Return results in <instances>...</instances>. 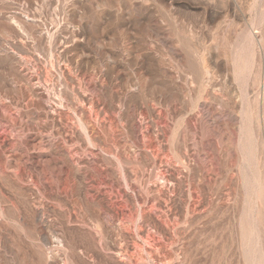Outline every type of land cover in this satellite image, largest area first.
Wrapping results in <instances>:
<instances>
[{
  "label": "rangeland",
  "instance_id": "obj_1",
  "mask_svg": "<svg viewBox=\"0 0 264 264\" xmlns=\"http://www.w3.org/2000/svg\"><path fill=\"white\" fill-rule=\"evenodd\" d=\"M46 1L0 0V264H264V0Z\"/></svg>",
  "mask_w": 264,
  "mask_h": 264
},
{
  "label": "bare ground",
  "instance_id": "obj_2",
  "mask_svg": "<svg viewBox=\"0 0 264 264\" xmlns=\"http://www.w3.org/2000/svg\"><path fill=\"white\" fill-rule=\"evenodd\" d=\"M45 1H46V0H45ZM77 1H78V0H77ZM79 1L81 2V0H79ZM79 1H78V2H79ZM46 2H48V1H46ZM84 2H85V1H84ZM71 3H72V2H71ZM44 4H45V3H44ZM44 4H43V5H44ZM61 4H62V3H61ZM72 4H73V3H72ZM37 5H38V4H37ZM82 5H83V4H82ZM71 6H72V5H71ZM71 6H70V7H71ZM58 7H59V6H58ZM35 8H36V7H35ZM36 9H37V8H36ZM64 9H65V8H64ZM32 10H33V9H32ZM40 10H41V9H40ZM71 12H73V10H72ZM61 14H62V13H61ZM71 14H72V13H71ZM14 16H15V15H14ZM14 16H13V17H14ZM28 17H30V16H28ZM31 17H32V16H31ZM31 17H30V18H31ZM57 17H58V16H57ZM25 18H26V17H25ZM34 18H35V17H34ZM70 18H71V17H70ZM27 19H28V18H27ZM31 19H32V18H31ZM35 19H36V18H35ZM13 20H14V19H13ZM15 20H16V19H15ZM32 20H33V19H32ZM26 21H28V20H26ZM37 22H38V20H37ZM68 22H69V21H68ZM51 23H52V22H51ZM15 24H17V23H15ZM36 24H37V23H36ZM22 26H23V28H25L24 25H22ZM53 26H54V25H53ZM62 26H64V25H62ZM62 26H60V27H62ZM66 26H67V25H66ZM57 27H58V26H57ZM71 27H72V26H71ZM71 27H69V28H71ZM54 28H55V27H54ZM73 28H75V25H74ZM20 29H21V28H20ZM51 29H52V28H51ZM55 29H56V28H55ZM58 29H60V28H58ZM64 29H65V28H64ZM66 30H67V29H66ZM72 30H73V29H72ZM23 31L25 32L24 29H23ZM80 31L83 32V29L80 30ZM49 32H50V31H49ZM52 32H53V31H52ZM55 32H56V31H55ZM60 32H61V31H60ZM60 32H58V33H60ZM73 32H74V31H73ZM75 32L78 33V30L75 31ZM155 32H156V31H155ZM58 33H57V34H58ZM158 33H159V32H158ZM45 34H47V32H46ZM45 34H44V37H45ZM65 34H66V33H65ZM26 35H27V34H26ZM53 36H54V34H53ZM76 36H77V35H76ZM22 37H23V36H22ZM45 38H46V37H45ZM55 38H56V37H55ZM57 38L59 39V36H58ZM69 38H70V37H69ZM77 38H78V37H77ZM60 39H61V38H60ZM64 39H65V38H64ZM73 39H74V38H73ZM80 39H81V38H80ZM51 40H52V38H51ZM54 40H55V39H54ZM54 40H53V41H54ZM65 40H66V39H65ZM74 40H75V39H74ZM31 41H32V40H31ZM75 41H76V40H75ZM75 41H74V42H75ZM37 42H38V41H37ZM62 42H63V41H62ZM52 43H53V42H52ZM52 43H51V44H52ZM55 43H56V42H55ZM67 43H68V40H67ZM67 43L64 42L63 44H67ZM45 44H46V43H45ZM53 44H54V43H53ZM43 45H44V42H43ZM46 45H47V44H46ZM46 45H45V46H46ZM60 45H62V44H60ZM95 45H96V44H95ZM95 45H94V46H95ZM41 46H42V45H41ZM50 46H51V45H50ZM55 46H56V45H55ZM55 46H54V47H55ZM115 46H116V45H115ZM149 46H150V45H149ZM63 47H64V45H63ZM68 47H69V46H68ZM37 48H38V47H37ZM40 48H41V47H40ZM61 48H62V46H61ZM48 49H49V48H47V50H48ZM65 49H66V48H65ZM65 49H64V50H65ZM119 49H120V48H118V50H119ZM37 50H38V49H37ZM52 50H53V49H52ZM58 50H60V48H59ZM67 50H69V49H67ZM123 50H124V49H123ZM56 51H57V50H56ZM61 51H62V49H61ZM65 51H66V50H65ZM88 52H89V51H88ZM97 52H98V51H97ZM124 52H125V51H124ZM27 53H30V52H27ZM40 53H41V52H40ZM42 53H44V52H42ZM46 53H47V52H46ZM48 53H49V52H48ZM51 53H53V52L50 51V54H51ZM63 53H64V52H63ZM63 53H62V54H63ZM68 53H69V52H68ZM85 53H86V52H85ZM30 54H31V53H30ZM37 54H39V53H37ZM44 54H45V53H44ZM53 54H54V53H53ZM91 54H92V53H91ZM157 54H158V53H157ZM27 55H28V54H27ZM42 55H43V54H42ZM42 55H41V56H42ZM122 55H123V54H122ZM47 56H49V55H47ZM50 56H51V55H50ZM50 56H49V57H50ZM63 56H64V55H63ZM65 56H66V55H65ZM65 56H64L63 58H65ZM107 56H108V55H107ZM113 56H114V55H113ZM25 57H26V56H25ZM25 57H24V59H25ZM29 57H30V55H29ZM31 57H32V56H31ZM53 57H54V55H53ZM56 57H57V56H56ZM66 57H67V56H66ZM111 57H112V55H111ZM111 57H110V58H111ZM123 57H124V56H123ZM217 57H218V56H217ZM45 58H46V57H45ZM59 58H60V57H59ZM68 58H69V57H68ZM87 58H88V57H87ZM160 58H161V57H160ZM214 58H215V57H214ZM29 59H30V58H29ZM47 59H48V57H47ZM49 59H53V58H49ZM55 59H56V58H55ZM157 59H158V58H157ZM32 60H33V58H32ZM67 60H68V59H67ZM71 60H72V58H71ZM119 60H120V59H119ZM147 60H148V59H147ZM155 60H156V59H155ZM167 60H168V59H167ZM25 61H26V60H25ZM28 61H29V60H28ZM50 61H51V60H50ZM54 61H55V60H54ZM168 61H169V60H168ZM52 62H53V60H52ZM55 62H56V61H55ZM62 62H63V61H62ZM162 62H163V61H162ZM164 62H165V61H164ZM214 62H215V60H214ZM50 63H51V62H50ZM53 63H54V62H53ZM58 63H59V62H58ZM58 63H54V64L57 65ZM60 63H61V61H60ZM154 63H155V62H154ZM156 63H157V62H156ZM25 64H27V63H25ZM25 64H24V65H25ZM54 64H53V65H54ZM70 64H71V62L69 63V66H71ZM158 64H160V62H159ZM61 65H62V64H61ZM61 65H60V66H61ZM63 65H64V64H63ZM32 66H33V65H32ZM51 66H52V63H51ZM57 66H58V65H57ZM60 66H58V67H59L58 70H60V68H61ZM66 66H67V64H66ZM154 66H155V65H154ZM156 66H157V65H156ZM48 67H49V66H48ZM54 67H55V66H54ZM58 67H57V68H58ZM63 67H65V66H63ZM63 67H62V68H63ZM158 67H159V66H158ZM163 67H164V65H163ZM50 68H52V67H50ZM151 68H153V67H151ZM194 68H195V67H194ZM46 69H47V68H46ZM55 69H56V68H55ZM65 69H66V68H65ZM211 69H212V68H211ZM52 70H53V68H52ZM50 71H51V70H50ZM50 71H49V73L54 72V71H51V72H50ZM60 71H61V70H60ZM67 71H68V70H67ZM67 71H66V72H67ZM167 71H168V69H167ZM205 71H206V70H205ZM209 71H210V70H209ZM212 71H213V70H212ZM212 71H210V72L212 73ZM63 72H64V70H63ZM66 72H65V73H66ZM68 72H70V71H68ZM203 72H204V71H203ZM207 72H208V71H207ZM55 73H56V72H55ZM58 73L60 74V72H58ZM169 73H170V72H169ZM196 73H197V72H196ZM196 73H195V75H197ZM200 73H201V72H200ZM200 73H199L198 75H200ZM62 74H63V73H62ZM67 74H69V73H67ZM156 74H157V73H156ZM161 74H162V73H161ZM171 74H172V73H171ZM175 74H176V73H175ZM204 74H205V72H204ZM209 74H210V73H209ZM64 75H66V74H64ZM71 75H72V74H71ZM71 75H70V76H71ZM76 75H77V74H76ZM198 75H197V78H201V77H199ZM211 75H212V74H211ZM51 76H54V74L51 75ZM51 76H50V77H51ZM55 76H57V75L55 74ZM68 76H69V75H68ZM70 76H69V77H70ZM181 76H182V75H181ZM206 76H207V74H206ZM157 77H161V76L157 75ZM210 77H211V76H210ZM213 77H214V76H213ZM54 78H55V77H54ZM63 78L66 79L65 77H63ZM75 78H76V77H75ZM185 78H186V77H185ZM49 79H50V78H49ZM57 79H58V78H57ZM57 79H56V80H57ZM71 79H72V78H71ZM71 79H70V80H71ZM98 79H99V78H98ZM156 79H157V78H156ZM167 79H168V78H167ZM39 80H40V79H39ZM45 80H46V79H45ZM61 80H62V79H61ZM68 80H69V79H68ZM68 80H67V81H68ZM72 80H73V79H72ZM150 80H151V79H150ZM159 80H160V78H159ZM165 80H166V79H165ZM182 80H183V76H182ZM211 80H212V79H209V81H211ZM52 81H54V80H52ZM58 81H59V80H58ZM98 81H99V80H98ZM167 81H168V80H167ZM171 81H172V80H171ZM171 81L169 80V82H171ZM183 81H185V79H184ZM193 81H194V80H193ZM47 82H48V81H47ZM61 82H62V81H61ZM70 82H71V81H70ZM72 82H73V81H72ZM96 82H97V81H96ZM156 82H157V81H156ZM161 82H163V81H161ZM176 82H177V81H176ZM214 82H215V80H214ZM38 83H39V82H38ZM40 83H41V82H40ZM56 83H57V82H56ZM59 83H60V82H59ZM59 83H58V84H59ZM65 83H66V80H65ZM65 83H63V85H64ZM94 83H95V82H94ZM142 83H143V82H142ZM149 83H150V82H149ZM154 83H155V82H154ZM178 83H179V82H178ZM181 83H182V82H181ZM181 83H179V84H181ZM52 84H53V82H52ZM70 84H71V83H70ZM157 84H158V83H157ZM173 84H174V83H173ZM175 84H177V83H175ZM188 84H189V83H188ZM191 84H193V83H191ZM214 84H217V82L214 83ZM214 84H213V85H214ZM59 85H60V84H59ZM59 85H58V86H59ZM72 85H73V84H72ZM74 85H75V84H74ZM79 85H80V84H79ZM94 85H95V84H94ZM99 85H100V82H99ZM139 85H140V84H139ZM139 85H138V86H139ZM150 85H151V84H150ZM159 85H160V84H159ZM165 85H167V84H165ZM168 85H169V84H168ZM193 85H194V84H193ZM196 85H197V84H196ZM196 85L193 86V87L196 88ZM64 86H65V85H64ZM81 86H82V85H80V87H81ZM157 86H158V85H157ZM161 86H162V85H161ZM171 86H172V85H171ZM214 86H215V85H214ZM35 87H36V86H35ZM60 87H61V86H60ZM68 87H69V86H68ZM68 87H67V89H68ZM101 87H102V86H101ZM136 87H137V86H136ZM173 87H174V86H173ZM180 87H181V86H180ZM180 87H179V88H180ZM211 87H213V86H211ZM216 87H217V86H216ZM96 88H97V86H96ZM99 88H100V87H99ZM103 88H104V87H103ZM139 88H141V87H139ZM145 88H146V87H145ZM156 88H157V87H156ZM175 88H176V87H175ZM181 88H182V87H181ZM209 88H210V87H209ZM64 89H65V88H64ZM79 89H80V88H79ZM124 89H125V88H124ZM141 89H142V88H141ZM49 90H50V89H49ZM76 90H77V89H76ZM100 90H101V89H100ZM128 90H129V88H128ZM138 90H139V89H138ZM142 90H143V89H142ZM50 91H51V90H50ZM53 91H54V90H53ZM57 91H58V90H57ZM59 91H60V90H59ZM81 91H82V90H81ZM81 91H80V92H81ZM92 91H93V90H92ZM96 91H97V90H96ZM133 91H134V90H133ZM174 91H175V89H174ZM209 91H210V90H209ZM211 91H212V90H211ZM73 92H74V91H73ZM76 92H78V91H76ZM104 92H105V91H104ZM178 92H179V91H178ZM178 92H177V93H178ZM78 93H79V92H78ZM87 93H88V92H87ZM102 93H103V92H102ZM127 93H128V92H127ZM127 93H126V94H127ZM141 93H142V92H141ZM172 93H173V92H172ZM174 93H175V92H174ZM64 94H65V93H64ZM74 94H75V93H74ZM82 94H83V93L81 92L80 95L82 96ZM90 94L92 95V93H90ZM128 94H129V93H128ZM130 94H133V92H131ZM134 94H135V93H134ZM156 94H157V93H156ZM168 94H169V93H168ZM178 94H179V93H178ZM185 94H186V93H185ZM214 94H215V93H214ZM57 95H58V94H57ZM76 95H77V94H76ZM91 95H90V96H91ZM99 95H100V94H99ZM102 95H103V94H101V96H102ZM104 95H105V94H104ZM115 95H116V94H115ZM139 95H141V94H140V91H139ZM160 95H161V94H160ZM171 95H172V94H171ZM171 95H170V96H171ZM210 95L212 96L213 94L211 93ZM62 96H64V95H62ZM65 96H66V95H65ZM71 96H72V95H71ZM78 96H79V95H78ZM132 96H133V95H132ZM134 96H135V95H134ZM137 96H138V95H137ZM137 96H136V97H137ZM141 96H142V95H141ZM161 96H162V95H161ZM163 96H164V95H163ZM179 96H180V95H179ZM181 96H182V95H181ZM58 97H61V96H60V92H59V96H58ZM58 97H57V98H58ZM72 97H73V96H72ZM72 97H71V99H72ZM129 97H130L129 99H130V101H131V96H129ZM142 97H143V96H142ZM145 97H146V96H145ZM145 97H144V98H145ZM164 97H165V96H164ZM67 98H69V100H71V99H70V96L67 97ZM74 98H76V96H75ZM78 98H79V97H78ZM78 98H77V99H78ZM86 98H87V97H86ZM113 98H114V97H113ZM148 98H149V97H148ZM156 98H157V97H156ZM159 98H160V97H159ZM168 98H169V97H168ZM171 98H173V97H171ZM178 98H180V97H178ZM210 98H211V97H210ZM210 98H209V99H210ZM58 99H59V98H58ZM81 99L83 100V98L80 97V100H81ZM84 99H85V98H84ZM87 99H91V97H90V98H87ZM125 99H126V98H125ZM132 99H133V97H132ZM134 99H135V98H134ZM146 99H147V97H146ZM165 99H166V98H165ZM165 99H164V100H165ZM59 100H61V99H59ZM72 100H73V99H72ZM93 100H94V99H93ZM109 100H110V99H109ZM127 100H128V99H127ZM141 100H142V99H141ZM144 100H145V99H144ZM150 100H151V99H150ZM169 100H170V99H169ZM61 101H62V100H61ZM76 101H77V100H76ZM91 101H92V100H91ZM102 101H103V100H102ZM102 101H101V102H102ZM128 101H129V100H128ZM158 101H159V100H157V102H158ZM180 101H181V100H180ZM54 102H55V101H54ZM78 102H79V100L77 101V103H78ZM89 102H90V101H89ZM96 102H97V101H96ZM109 102H110V101H109ZM109 102H108V103H109ZM139 102H140V101H139ZM139 102H138V104H139ZM152 102H153V101H152ZM155 102H156V101H155ZM160 102H161V101H160ZM163 102H166V101H163ZM56 103H58V102H56ZM56 103H55V105L57 106L58 104H56ZM60 103H61V102H60ZM62 103H63V102H62ZM66 103H67V102H66ZM69 103H70V102H69ZM71 103H72V102H71ZM75 103H76V102H75ZM80 103H81V102H80ZM82 103H84V101H83ZM98 103H99V102H98ZM113 103H114V102H113ZM125 103H127V102H125ZM145 103H147V102H145ZM158 103H159V102H158ZM167 103H168V102H167ZM167 103H166V104H167ZM85 104H86V103H85ZM89 104H90V103H89ZM94 104H95V103H94ZM109 104H110V103H109ZM111 104H112V103H111ZM130 104H131V103H130ZM142 104H144V103H142ZM147 104H148V103H147ZM149 104H150V103H149ZM161 104H162V103H161ZM60 105H63V104H60ZM79 105H80V104H79ZM82 105H83V104H82ZM86 105H88V104H86ZM106 105H107V104H106ZM145 105H146V104H145ZM150 105L152 106V103H151ZM76 106H78V105H76ZM84 106H85V105H84ZM84 106H83V107H84ZM91 106H92V104H91ZM127 106H129V103H128ZM140 106H141V104H140ZM143 106H144V105H143ZM151 106H150V107H151ZM156 106H157V104H156ZM158 106H159V104H158ZM158 106H157V107H158ZM165 106H166V105H165ZM58 107H59V106H58ZM70 107H71V106H70ZM78 107H79V106H78ZM85 107H86V106H85ZM87 107L89 108V106H87ZM87 107H86L85 109H87ZM105 107H106V106H105ZM108 107H109V106H108ZM110 107H111V106H110ZM136 107H137V106H136ZM170 107H171V110H172V106H170ZM194 107H195V106H194ZM68 108H69V107H68ZM124 108H125V107H124ZM128 108H130V107H128ZM128 108H126L127 111H128ZM145 108H146V107H145ZM151 108H152V107H151ZM159 108H160V107H159ZM164 108H165V107H164ZM56 109H57V108H56ZM58 109H59V108H58ZM76 109H77V108H76ZM81 109H83V108H80V111H82ZM95 109H96V108H95ZM97 109H100V108L97 107ZM105 109H106V108H105ZM121 109H122V108H121ZM137 109H138V108H137ZM137 109H136V110H137ZM146 109H147V108H146ZM152 109H153V108H152ZM157 109H158V108H157ZM160 109H161V108H160ZM71 110H72V108H71ZM78 110H79V109H78ZM91 110H92V108H91ZM108 110H109V109H108ZM115 110L117 111V109H115ZM115 110H113V111L115 112ZM131 110H132V109H131ZM134 110H135V109H134ZM134 110H133V111H134ZM136 110H135V111H136ZM138 110H139V109H138ZM138 110H137V111H138ZM153 110H154V109H153ZM102 111H103V109H102ZM119 111H120V110H119ZM119 111H118V112H119ZM121 111H122V110H121ZM137 111H136V112H137ZM166 111H167V110H166ZM211 111H212V110H211ZM95 112H96V111H95ZM97 112H98V111H97ZM97 112H96V113H97ZM110 112H112V111H110ZM110 112H109V114H111ZM123 112H124V111H122V113H123ZM129 112H130V111H129ZM129 112H128V113H129ZM149 112H150V111H149ZM153 112H156V111H153ZM153 112H152V113H153ZM167 112H168V111H167ZM172 112H173V111H172ZM84 113H85V112H84ZM84 113H83V114H84ZM96 113H95V114H96ZM104 113H105V110H104ZM107 113H108V112H107ZM107 113H106V114H107ZM112 113H113V112H112ZM130 113H131V112H130ZM130 113H129V114H130ZM134 113H135V112H134ZM137 113H138V112H137ZM160 113H162V112L160 111ZM169 113H170V111H169ZM208 113H209V112H208ZM76 114H77V113H76ZM80 114H81V113H80ZM80 114H79V115H80ZM119 114H120V112H119ZM124 114H125V113H124ZM149 114H150V113H149ZM154 114H155V113H154ZM211 114H212V113H211ZM97 115H98V114H97ZM97 115H96V116H97ZM121 115H123V114H121ZM156 115H158V114H156ZM104 116H105V118H106L107 115H104ZM153 116H154V115H153ZM209 116H210V115H209ZM86 117H87V116H86ZM86 117H85V120L88 119V118H86ZM98 117H99V115H98ZM98 117H97V118H98ZM120 117H121V116H120ZM125 117H126V116H125ZM128 117H130V116H127V118H128ZM151 117H152V116H151ZM160 117H161V116H160ZM80 118H81V117H80ZM80 118H79V119H80ZM83 118H84V116H83ZM92 118H93V117H92ZM97 118H96V119H97ZM127 118H126V119H127ZM155 118H156V117H155ZM157 118H158V116H157ZM162 118H163V116L160 118V120H161ZM99 119H100V118H99ZM102 119H104V118H102ZM111 119H112V118H111ZM129 119H130V118H129ZM132 119H133V118H132ZM136 119H137V118H136ZM153 119H154V117H153ZM104 120L106 121V119H104ZM154 120H155V119H154ZM156 120H157V119H156ZM156 120H155L154 122H156ZM160 120H159V121H160ZM211 120H212V119H211ZM81 121H82V120H81ZM105 121H104V122H105ZM111 121H112V120H111ZM162 121H163V120H162ZM86 122H88V121H86ZM99 122H100V121H98V124H99ZM104 122H103V124H104ZM130 122H131V121H130ZM213 122H214V121H213ZM88 123H89V122H88ZM90 123H91V121H90ZM101 123H102V121H101ZM148 123H149V122H148ZM160 123H161V121H160ZM103 124H102V125H103ZM107 124H108V123H107ZM107 124H105L106 127H107ZM140 124H141V123H140ZM140 124H139V125H140ZM157 124H158V122H157ZM157 124H156V125H157ZM81 125H85V124H81ZM91 125H93V124L91 123ZM91 125H90V126H91ZM95 125H96V124H95ZM102 125H101V126H102ZM111 125H112V124H111ZM130 125H131V124H130ZM141 125H142V124H141ZM152 125H153V124H152ZM152 125H151V126H152ZM98 126H99V125H98ZM98 126H97V127H98ZM103 126H104V125H103ZM209 126H210V125H209ZM84 127H85V126H84ZM106 127H105V128H106ZM157 127H158V126H157ZM160 127H161V126H160ZM101 128H102V127H101ZM101 128H100V129H101ZM129 128H130V129H128V130H130V132H132V131H131V127H129ZM145 128H146V127H145ZM161 128H162V127H161ZM96 129H97V128H96ZM102 129H103V128H102ZM106 129H107V128H106ZM135 129H136V128H135ZM135 129H134V130H135ZM137 129H138V128H137ZM152 129H154V127H152ZM98 130H99V129H98ZM103 130H104V129H103ZM103 130H102V131H103ZM143 130H144V129H143ZM146 130H148V129H146ZM157 130H158V129H157ZM159 130H160V129H159ZM161 130H162V129H161ZM194 130H195V129H194ZM96 131H97V130H96ZM96 131H95V128H94V129L91 128V127L89 128V133H90L92 136L95 135V137H96V135H97V134H96V133H97ZM197 131H198V130H197ZM105 132H107V130H106ZM128 132H129V131H128ZM138 132H139V131H138ZM138 132H137V133H138ZM158 132H159V131H158ZM146 133H147V132H146ZM164 133H165V132H164ZM129 134H130V133H129ZM140 134H141V133H140ZM134 135H136V134H134ZM134 135H133V137H134ZM143 135H144V133H143ZM163 135H164V134H163ZM196 135H197V134H196ZM92 136H91V138H90L91 140H92ZM97 136H99V135H97ZM103 136H104V135H103ZM128 136H129V135H128ZM138 136H139V135H138ZM156 136H157V135H156ZM158 136H159L160 138H156V140H157V139H161V136H160V135H158ZM120 138H121V137H119V140H120ZM145 138L147 139V136H146ZM162 138H163V137H162ZM164 138H165V137H164ZM97 139H98V138H97ZM123 139H124V138H123ZM135 139H136V138H135ZM149 139H150V138H149ZM151 139H152V138H151ZM92 141H93V140H92ZM100 141H102V140H100ZM132 141H133V140H132ZM134 141H135V140H134ZM157 141H158V140H157ZM124 142H125V141H124ZM124 142H123V144H124ZM150 142H151V141H150ZM158 142H159V141H158ZM119 143H120V141H119ZM128 143H129V142H128ZM134 143H135V145H136V142H134ZM140 143H141V142H140ZM140 143H139V144H140ZM142 143H143V142H142ZM119 145H120V144H119ZM126 145H127V144H126ZM135 145H134V146H135ZM134 146H133V147H134ZM136 147H137V145H136ZM139 147H140V145H139ZM142 147H143V146H142ZM149 147H150V146H149ZM151 148H152V147H151ZM163 148H164V147H163ZM138 149H139V148H138ZM140 149H141V148H140ZM141 150H142V149H141ZM149 150H150V149H149ZM137 151H138V150H137ZM146 151H147V150H146ZM160 151H161V150H160ZM162 151H163V150H162ZM184 154H185V153H184ZM140 155H141V152H140ZM143 157H144V156H143ZM151 158H152V156H151ZM125 159H126V158H125ZM120 160H121V159H120ZM122 160H123V159H122ZM151 160H152V159H151ZM154 161H155V159H154ZM145 162H147V161L145 160ZM151 162H152V161H151ZM151 162L148 161V163H151ZM126 163H127V162H126ZM155 163H156V161H155ZM157 163H158V162H157ZM153 164H154V162H153ZM156 167H157V166H156ZM145 202H146V201H145ZM115 217H116V216H115ZM111 219H112V218H111ZM109 221H110V220H109ZM111 223H113V222H111Z\"/></svg>",
  "mask_w": 264,
  "mask_h": 264
}]
</instances>
